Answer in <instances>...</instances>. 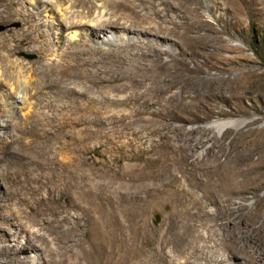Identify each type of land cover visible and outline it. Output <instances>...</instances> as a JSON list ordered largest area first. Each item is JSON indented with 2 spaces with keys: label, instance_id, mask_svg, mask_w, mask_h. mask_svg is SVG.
<instances>
[{
  "label": "rangeland",
  "instance_id": "rangeland-1",
  "mask_svg": "<svg viewBox=\"0 0 264 264\" xmlns=\"http://www.w3.org/2000/svg\"><path fill=\"white\" fill-rule=\"evenodd\" d=\"M11 1L15 2L0 0V42L5 44L0 45V61L17 59L24 71L39 70L35 83L48 82L44 64L52 61L39 56L35 46L23 39L42 15L33 9L28 24L23 25L19 18L24 9L21 0L12 4L15 11L9 15ZM121 1L136 7L134 0ZM195 1L197 8L191 15L157 6L166 10L162 19L155 20L168 29L176 26V32L167 38L154 31L141 36V41L151 40L155 49L124 44L126 47L118 51L119 60L112 45L99 46L89 39L76 42L71 51L85 47V43L101 48L86 55L90 60L86 67L99 82L92 85L80 79L76 88L84 92H75V96L83 99L81 110L61 107V102L56 107L30 110L45 119L38 124L39 132L60 131L49 148L37 145L34 151L55 153L52 160L42 161L43 169H64L69 181L82 182L87 191L108 180L124 182L133 189L144 182L153 186L170 183L171 190L163 194L166 200L152 210L145 231L173 222L174 233L188 236L187 244L176 252L177 258L182 257L179 264L187 260L204 263L207 254L215 260L212 264H264V0H228L226 4L222 0ZM91 5L86 0L85 7ZM116 12L128 25L134 17L128 7ZM191 24V29L186 28ZM162 49L169 52H160ZM53 63L59 64L56 60ZM63 63L69 66L73 61ZM76 81L70 77L66 83L73 87ZM50 82L48 87L58 89ZM228 119L245 122L221 132L211 126ZM32 120L14 126L1 138V170L7 168L11 157L36 169L24 140L15 137V133L30 128ZM187 189L191 193L183 192ZM44 194L42 189L36 197ZM51 195L56 207H66L73 198L70 190L60 192V187L51 190ZM179 198L187 215H174L168 222L165 217L180 206L176 204ZM3 201L6 206L14 204ZM53 210L42 206L36 217L35 230L45 239L35 241L46 250L38 264H51L48 252L59 251L61 244L60 234L45 228L54 225ZM67 210L69 220L62 229L77 226L80 235L76 239L87 242L92 228L80 211ZM9 229L20 236V228L11 225ZM4 231L0 230L5 235L0 248L9 246L10 253L0 261L19 264L24 254L11 253L16 242ZM158 245L145 239L139 250L153 254Z\"/></svg>",
  "mask_w": 264,
  "mask_h": 264
},
{
  "label": "bare ground",
  "instance_id": "bare-ground-1",
  "mask_svg": "<svg viewBox=\"0 0 264 264\" xmlns=\"http://www.w3.org/2000/svg\"><path fill=\"white\" fill-rule=\"evenodd\" d=\"M90 1L92 5L85 7L86 0H21L24 9L21 10L23 13L19 18L23 25L28 24L29 17L34 12L33 9L42 15L39 20L32 21L34 23L30 24L32 27L25 32L23 39L27 44L34 45L33 49L39 56H45L52 61V64H44L46 70L44 73L50 80L48 78V82L43 81L37 84L35 80L39 70L24 71L23 63L21 64V61L17 59L10 61L1 58L0 61V120L4 122L2 124L0 122V126L2 125L0 131L4 130L0 140L4 135L8 136L9 129L33 118L31 127L24 129L21 134L15 133V137L24 140L25 147L30 150V161L36 163V169L25 167L17 159L11 157L8 159L6 169L1 170L0 168V230H5V234H12V241L16 242L11 253L24 254V258L19 259V264H38L46 253L44 247L35 241L39 238L45 239L44 235L38 234V230H35L38 228L37 214L44 206L46 209H54L52 212L54 225L48 224L45 228H54L60 234L58 241L61 244L57 246L59 251L50 249L48 252L52 256L51 264H177L182 257H179V260L176 252L184 248L188 236L185 238L183 233L178 235L174 233L171 225L173 222L170 223L169 220L174 215L179 218L187 215V211L181 206L183 205L182 198L176 202L182 208L178 206L175 211L173 210V214L165 215L169 222L165 225L166 227L162 228L160 224L149 232L145 231L149 225L152 210L164 203L166 199L163 194L171 190V184L153 186V184L144 182L140 187L133 189L131 185L128 186L124 182L115 183L113 180H108L95 184L91 192L84 188L82 182L69 181L64 169L60 172L53 167L43 169L42 161L52 160L55 153L50 155V150L38 151V153L34 150L37 145H40L42 149L49 148L53 140L59 138L60 131H49L43 128L44 131L39 132L38 124L45 119H42V116L36 112L31 113L30 110L56 107L58 102L62 103L61 107L80 108L81 110L83 99L81 96H75V92H84L81 88H76L81 83L80 79L92 85L99 82L92 78L91 71L86 67L90 61L86 55H91L96 51L95 49L99 51L101 48H91L85 43V47L71 51V48L76 47V42L89 39L99 46L112 45L116 48L114 54L119 60L118 51L126 45L155 49L157 47L151 40L141 41V36L147 34L148 31H154L155 34L161 33L167 38L176 32V26L168 29L155 19H162L166 8L167 10L168 8L180 9L191 15L197 8V5L193 6L197 1L160 0L161 2L157 3L156 0H134L136 7L133 9L121 0ZM227 2L228 0H222L221 3L226 4ZM13 3L20 2L19 0L10 2V6L7 7L9 15L15 11L10 8L14 7ZM159 4L166 8H157ZM123 7H128L134 14L129 25L127 21L122 22V19L117 18V9ZM126 17L123 15V18ZM193 26L194 24H191L186 28L191 29ZM1 44L5 45L3 40ZM160 52H169V50ZM55 60L59 64H54ZM119 60H117L118 63ZM67 61H73V64L64 66L63 62L67 63ZM70 77L77 80L73 87L66 83ZM50 81L58 85V89L53 90L48 87L47 84L50 85ZM51 93L52 95L49 96ZM63 98L66 99L63 100ZM45 122L49 120L46 119ZM244 122L228 119L213 122L211 126L221 132L226 127H238ZM25 136L28 138L25 139ZM149 177L151 176L147 175V178ZM58 187H60V192L65 189L73 194L71 202L66 207H56L53 204L55 199H52L51 190ZM42 189L45 190L44 196L37 198L36 196ZM183 192L191 193L188 189ZM3 200H12L14 204L6 206L1 204ZM67 208L80 211L87 225L92 228L87 242L76 239L80 235L77 226L62 229L69 220ZM65 210L66 215H62ZM76 219L77 222H75L78 223L79 218ZM11 225L20 228V236L11 233L9 229ZM4 237L5 235L0 233V239ZM145 239L160 243L153 254H144L139 250V245ZM7 249L10 247L0 248V257L10 253ZM204 259L206 260L204 263L187 260L185 264H212V261H215L208 254ZM0 264H8V262L0 261Z\"/></svg>",
  "mask_w": 264,
  "mask_h": 264
}]
</instances>
